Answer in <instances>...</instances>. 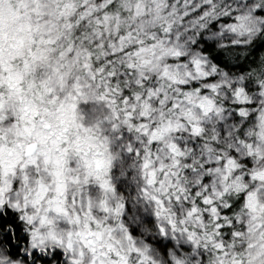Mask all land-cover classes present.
I'll return each instance as SVG.
<instances>
[{
    "label": "snow or ice",
    "instance_id": "snow-or-ice-1",
    "mask_svg": "<svg viewBox=\"0 0 264 264\" xmlns=\"http://www.w3.org/2000/svg\"><path fill=\"white\" fill-rule=\"evenodd\" d=\"M0 264H264V0H0Z\"/></svg>",
    "mask_w": 264,
    "mask_h": 264
}]
</instances>
